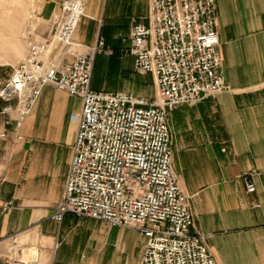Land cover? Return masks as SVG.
<instances>
[{
	"label": "crops",
	"instance_id": "0c3cea01",
	"mask_svg": "<svg viewBox=\"0 0 264 264\" xmlns=\"http://www.w3.org/2000/svg\"><path fill=\"white\" fill-rule=\"evenodd\" d=\"M216 8L232 91L171 113L174 170L194 215L191 233L218 263L264 264V0H217ZM59 10L50 0L39 3L46 22ZM148 13L149 0H86L77 40L95 46L101 39L113 53L96 58L95 91L118 93L146 77L136 74L130 33ZM106 67L116 72L113 83ZM98 75L103 84L94 86ZM81 110L78 98L48 86L21 126L15 114L9 124L1 120L8 137L0 140V264H9L13 248L37 252L42 264L141 263L146 239L137 230L54 217Z\"/></svg>",
	"mask_w": 264,
	"mask_h": 264
},
{
	"label": "built area",
	"instance_id": "2783aa9c",
	"mask_svg": "<svg viewBox=\"0 0 264 264\" xmlns=\"http://www.w3.org/2000/svg\"><path fill=\"white\" fill-rule=\"evenodd\" d=\"M217 0H149V13L130 33L140 75H151L158 100L92 88L96 58L112 55L105 42L84 46L76 34L86 0L59 5L50 33L29 36L25 59L0 84L1 120L21 126L52 86L82 104L65 195L54 217L90 218L133 228L145 239L140 264H219L203 237L192 234L194 215L173 169L169 112L231 92L222 69ZM145 21L147 23H145ZM56 52L55 56L52 55ZM253 194L256 187L247 183ZM9 264H42L35 251L13 248Z\"/></svg>",
	"mask_w": 264,
	"mask_h": 264
},
{
	"label": "rangeland",
	"instance_id": "374dc122",
	"mask_svg": "<svg viewBox=\"0 0 264 264\" xmlns=\"http://www.w3.org/2000/svg\"><path fill=\"white\" fill-rule=\"evenodd\" d=\"M41 1L42 0H0V84L8 80L13 73L14 67L18 66L25 59L30 39L29 36L43 38L50 33L52 20L51 23L46 22L43 18V14H39V3ZM55 54L56 52L52 55L55 56ZM100 55L112 56L113 53L112 55ZM106 68L108 69L109 67ZM108 73L113 83L116 78V72L114 69L109 68ZM136 74L139 73L136 71ZM144 76L146 77H137L133 84L128 85V89L121 90L120 92H133V94L136 93V95L146 97L153 102L157 101L158 93L154 78L151 75ZM100 84H103V80L98 75L96 76L94 86ZM110 86L114 87L115 85L112 84ZM115 87L120 88V86ZM173 111L169 112V126L172 134V153L174 135L171 113Z\"/></svg>",
	"mask_w": 264,
	"mask_h": 264
}]
</instances>
